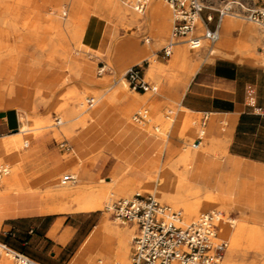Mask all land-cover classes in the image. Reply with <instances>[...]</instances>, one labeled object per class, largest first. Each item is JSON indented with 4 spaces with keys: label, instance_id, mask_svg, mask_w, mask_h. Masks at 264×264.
Wrapping results in <instances>:
<instances>
[{
    "label": "rangeland",
    "instance_id": "obj_1",
    "mask_svg": "<svg viewBox=\"0 0 264 264\" xmlns=\"http://www.w3.org/2000/svg\"><path fill=\"white\" fill-rule=\"evenodd\" d=\"M9 1L12 10L16 11L17 13H12L9 8L4 11L2 15H0V56H10V60H7L6 58H2L0 60V67L3 68H0V74L3 73L2 75H0V85L6 84L7 81H9L10 75H7L8 73L11 74L12 72H15L14 81L18 85V88L20 90V100L28 103L32 99L31 93H33L34 90L39 91L37 95L39 98L46 97V100L41 102L40 107L36 108L34 111H31V116L30 118H28L26 111L22 107L16 105L5 107L4 102L1 101L2 99L0 98V121L3 112L9 108L15 110L18 116L19 113L21 114V119H19L17 128L7 130L4 133H0V136L33 127L34 125L32 124V122L34 123V120L40 119L43 121L46 119V121H43L39 124L42 125V127L38 131L39 133L33 137L31 142L26 147H22L19 151L13 150L4 154L5 164L11 163L17 165L20 161L25 162L26 160L33 159L31 167L26 172L27 178L24 177V174L22 172L20 173L18 186H20L23 190L32 187L30 188V190L35 192V194L37 195L38 204L43 205V207H51V205L52 207H54L61 202L66 203L69 200V198H54V200L52 198L45 199L43 195L45 190L44 179L46 175L45 172L48 168L54 167L56 163L61 164L56 172L55 177L57 178L53 179V185L60 188L62 186L57 185V180L60 181L64 174L70 173L69 169L76 172L77 168L85 166L90 161V159L97 157L100 153H102L108 140L112 138H114L115 140H119L120 137H123L124 133H127L129 130H133V133L143 130L148 135L150 134L153 139L158 137L161 140L160 146L157 148L158 150L152 151V154L148 158V160H150L149 163L151 164L143 166L148 161L147 160L143 165H131L133 169L129 172L128 176L129 178H132L134 180L141 179L143 175H141L140 172L145 168H150L153 165L159 166L161 170L169 169L173 165H180V163H178V159L180 158L182 152L185 151V149L188 147H193V150L195 151L201 149L216 153V150H212L213 147L210 146L209 143H207L210 137H214L217 140L216 141L214 139L215 141L213 142V144H218L219 148L223 146V140H226L224 142L225 144L228 142L227 136L222 138L216 135H211L209 133V128L206 126H202L201 122L203 113L189 111L188 117L191 118V120H194L195 129H184V124L181 122L182 106L180 105V99L177 105L173 107V111L169 112L167 110L169 105L164 103V101L170 99L171 94L163 92L161 83L155 78L149 77L146 73L147 66L149 65V61L146 58L151 54L155 55L161 65L170 63L171 55H166L163 47L167 44L168 40L171 37V31L173 27L172 18L171 24L169 26V34L165 42L159 45L157 43V40L150 39V42L153 45L152 48L147 50L146 53H144L142 56H139L137 55V50L139 51V49L145 47V39L153 34V30L150 28V26L146 24L143 25L135 32L133 36H131L133 41V44L131 46L118 48V42L128 39V37H130L131 35L130 32L132 31L127 30L126 25L121 24L116 19L118 0H83V6L81 8V14L83 17L80 18H75L73 16L75 0ZM126 1L128 2V4L125 5L130 7L133 0ZM207 3L210 6H216L218 5L219 0H208ZM160 4L163 9H167L169 16L172 17L173 13L169 4L165 0H160ZM53 11H56L60 15L54 14ZM66 12L67 16H63V14L65 15ZM208 12H211L213 14V23H215L218 18V12L211 7H207L204 9L203 15ZM95 13L99 16L100 22L92 19V16ZM234 18H237L245 23H252L257 27V29H259L260 34L263 36V39L260 42H256L253 46V49L259 56H262V54L264 56V34L259 28V25L256 22L248 20L244 15L236 16ZM70 21L71 24H69ZM65 22H69L67 26ZM74 22L78 23L77 26ZM79 25H83L81 26V28L87 27L85 30H89V32L93 34L95 38L105 37L109 27L111 25H116V28L118 27V31L112 39L113 45L111 46L110 50H103L101 48H98L97 46L88 49H83L82 47L77 46L76 42L78 40H76L77 37H75V35L74 37L72 36V28L76 26L79 30H81L79 28ZM70 28L71 31L69 33ZM85 30L82 29L81 31L84 32ZM179 44L187 45L192 59L197 58L199 64L205 59V56L203 54L204 52L210 57H214L216 54H220L217 51H214L213 53L209 52V49L214 44L211 46L210 41L207 39L202 40L201 46L197 48H191L188 43L181 42ZM260 50L263 51L260 52ZM103 63L107 65L109 70L104 72L103 74H99L98 69ZM132 64H138L139 66H141L142 70L145 72L146 79L151 81L155 86L158 85V87H155L153 91H147L148 93L145 95L143 103L138 107H135L132 111L131 118H127L124 116L125 124L122 126L124 128L119 132V134L117 133L122 127L120 129L113 130V132H111L110 134V137L104 143H97L95 146L85 147L84 151L81 153V158H75L71 166L68 165L67 162L63 163L60 159V156L64 154H73L75 150L74 147L77 144L75 137L69 136L67 131L66 133H60L59 135H56V131L69 127L71 128V130L76 132L78 128L83 126V124L79 122V119L83 117L85 113L89 112V110L97 106L96 103L94 106H89L86 111H82L84 108H81L78 111L71 112L66 106L67 91L72 89V87L75 85L83 88L84 84L82 83H87V85H90L92 87L91 89L99 92H103L104 90H106V88H109L111 90L112 85L115 86L119 81L122 80V78H125L124 72ZM258 64L264 66V63L260 62ZM87 69L91 70L90 81H86L87 79L85 78V73H89ZM174 69V80L175 82H177L185 71V68L173 66L170 70ZM2 70L3 72H1ZM168 72L169 70L161 72V76H166ZM41 90L46 92L43 93ZM126 91L128 93L134 94L139 90H134L127 83ZM46 93H48L47 96ZM2 94H4V91H2ZM96 96L97 95L95 93H88L86 95V98H96ZM156 97L161 100V104L159 107H161V110L163 112H166L167 116H165L164 118L166 121L168 120L169 123L168 126H164V124L162 123H157L151 129H147L144 128L143 125L141 126V123L134 120L133 117L137 111L144 109L147 106L146 104L152 105L153 101L157 99ZM121 114L123 115V113ZM57 118L61 119L60 123H57ZM28 123L31 124L28 125ZM156 125L161 129H157ZM222 126L228 129V126L225 124V122ZM177 127L181 129V133L178 134V137L174 138V152L169 154L168 150L165 149L164 143L168 138V133H170V130L172 131L173 128ZM202 128L205 130L203 140L198 147H194L192 146V142H194L195 138L200 134ZM159 132L161 133L159 134ZM5 137L8 136H4L1 138ZM64 141L70 144L72 150H68L66 149L65 145H62ZM188 142L189 144H187ZM161 148L164 149L161 150ZM44 151H47L50 159L42 155ZM16 152L20 156V160L16 159ZM226 152L227 151H225V153ZM225 153H218L216 157H202L201 161L203 163L213 165V168H209L211 184L217 182V179L222 172L226 174L227 178L231 177L234 180L241 178L240 194L238 195V197H236V199H231L229 198V196L226 200L223 199V201L226 202L225 204L219 200L221 203L219 206L214 209L204 208L201 210L199 215L205 211L216 210L219 214H224L223 221H225L229 225L232 231H236L238 228V224L236 223L235 225V222H237V220H242L246 215L249 214V212L247 214L243 213L241 209L253 203L256 204L257 202L256 205L258 207V210L256 214L253 209L251 210L249 218L247 217V224L249 226L259 225L258 227L263 229L264 207L263 204L259 203V201H262L261 192L262 188L264 187V177L259 173L251 172L250 170H247V176L241 175L238 173V166L234 167L233 173H230L226 169H222L220 172H218L220 169L218 163L217 161H212L211 158H224ZM109 157L116 159L110 153L106 155L103 154L98 156L96 160H94V162L87 164V166L89 168H100L104 164L105 160H107V158ZM126 164L127 163L124 162L118 174H115L113 172L108 173V170L105 169L100 174H97L95 178H92L94 182L86 181L83 179L82 181L78 180L73 183H65L63 184V186L77 187L81 185L88 188L97 184L106 183L105 181L101 182L100 179L103 177H105L106 180H109L110 178H116L117 175H120L124 172L127 166ZM214 173H217L216 176H214ZM79 176L82 177L81 175ZM34 184L36 186H33ZM188 185H190V183L185 180L184 186ZM34 187L36 189H34ZM215 192L220 194L221 196H226L223 192H217V190H215ZM6 193L10 192H5L3 194ZM133 194L151 195L148 193L143 194L140 191L133 190L129 195H119L114 197L111 202L120 196H130ZM158 200L163 203L170 204L174 208L182 209L183 213L185 211L181 205L175 206L173 203H170L168 201H162L160 199ZM64 212H58L55 214V216L62 215V220L66 219L67 222L81 225L78 239H76L72 244L68 245L62 251L59 246L60 243H63L61 239H58V241H49L45 245H43L44 242H41L43 241V238L42 236H39L37 237V240L31 243V245H23L26 246L27 254H29L33 258L42 257L47 260L54 259L60 264L65 260H71L70 264H89V262L87 263V261H90L93 258L95 262L98 261L100 252L109 250L114 251L116 236H111L110 241L101 244L99 250L96 252L97 254L95 253L94 257L83 252V242L93 229L99 227L104 217L107 216L111 221H116V224L122 228L135 226L131 223H122L119 220L114 219L111 211L107 210L106 204L104 205V208L102 210L96 209L91 211ZM232 218L236 220H233ZM33 220L38 222L39 218H34ZM8 222L9 221H7V223ZM63 223L64 221L58 223V230H60ZM5 230H8V227H4V221L2 219L0 222V242H6L11 247H17L19 246V244H22V240L19 234L12 235L6 233ZM133 235L129 236V252L127 254L129 257V264ZM222 236L225 237L224 235ZM83 237L85 238L81 243L80 248H77V250H75L79 239H83ZM55 238H58L57 233L55 234ZM0 250L2 251L0 253V262L2 263V257L6 254V252L4 249L0 248ZM256 258L257 257L255 256L253 251L246 254H244L243 251H236L232 254V260H230L229 252L226 250L222 264H261V259L259 257L257 259ZM109 261V264H111L113 262V259L110 258Z\"/></svg>",
    "mask_w": 264,
    "mask_h": 264
},
{
    "label": "bare ground",
    "instance_id": "obj_2",
    "mask_svg": "<svg viewBox=\"0 0 264 264\" xmlns=\"http://www.w3.org/2000/svg\"><path fill=\"white\" fill-rule=\"evenodd\" d=\"M125 4H128L126 0H118L116 19L121 24H125L127 30L132 31L130 32L131 35L128 37V39L118 42V48L131 46L133 44L131 36H133L135 32L145 24L150 26V28L153 30V34L146 38V45L144 48H142L141 52H145L152 48L153 45L150 42V39L157 40L159 45L165 42L169 34V26L171 24V18L173 20V16L170 17L167 9H163L160 4V0H148L147 7L143 12H137L131 7V5L129 7ZM7 9L11 10L12 13H17L16 11L12 10L9 0H0V15H2V13ZM53 13L60 15L56 11H53ZM63 16H67V12L65 15L63 14ZM234 17L236 16L233 14H226L222 18L221 22L226 29L227 34L220 36L218 41L210 48L211 52L213 53L214 51H217L220 54H225L227 56L235 57L241 60L254 63H264L263 54L262 56H259L253 49L254 44L256 42H260L263 39L259 29H257V27L252 23H245ZM71 21L68 23L71 24ZM65 23L67 26L68 23ZM77 24L78 23H76V26ZM76 26L72 28V36L74 37L75 35V37H77L76 40L78 41L76 42V45L82 47L83 49L97 46L98 48L109 51L113 45L112 39L118 31V27L116 28V25H111L105 37L93 38V34H91L89 30H85L87 27L81 28L83 25H79L81 30L84 29L86 31L82 32ZM197 27L199 32L202 33L204 27L200 18L198 19ZM70 31L71 28L69 29V33ZM235 32H237L236 35ZM90 40L92 41L91 43L89 42ZM179 43L174 47V50L171 54L170 63L168 64L161 65L153 54L147 56L146 58L149 61L146 71L147 75L151 78H155L161 83L163 92L171 94V98L169 97L170 99L164 101V103L169 105L167 108L169 112H172L173 107H175L179 102L182 89L186 87L191 76L194 74L199 65L197 58L192 59L187 45H181ZM182 43L187 42L182 41ZM262 51L263 50H260V52ZM2 58H6L8 60L10 56H0V60ZM173 66L185 68V71L177 82L174 80L175 69L170 70ZM168 70L169 72L167 75L162 77L161 72ZM1 72H3V70ZM7 75H10L9 81H7L6 84L0 85L1 101L4 102L5 107L14 105L22 107L26 111L27 117L30 118L31 111H34L36 108L40 107L41 102L46 100V97L39 98L37 96L39 91L34 90V92L31 93L32 99L28 103H25L24 101L20 100L19 97L20 90L14 81L15 72H12L11 74L8 73ZM127 83L128 82L126 78H122V80L119 81L115 86H111V90L106 88V90L103 92L91 89L92 87L87 85V83H82L84 84L83 88L75 85L72 87V89L67 91L66 106L71 112L78 111L81 108H84L82 111H86V109L90 106L89 104L87 106L88 98H86V95L88 93H95L97 96L96 98L94 97L95 102L92 106L97 103V106L95 107L96 113H101L102 110L112 107L123 113V116L131 118L132 111L135 107H138L143 103L145 95L148 92L141 93L137 91L134 94L128 93L126 91ZM155 87L157 88L158 85ZM2 91H4V94H2ZM41 91L43 93L46 92L43 90ZM48 93H46V96ZM156 98L157 99L153 101L152 105L146 104L147 106L144 108L147 110L146 117L139 121L141 126L143 125L144 128L151 129L157 123H162L164 126H168L169 121H166L164 118L167 116V114L161 110V107H159L161 100L158 97ZM189 111L190 110L188 108L182 106L181 122L184 124V129L186 128L193 130L195 129L194 120H191V118L188 117ZM93 112L94 111L89 110V112L85 113V115L79 119V122H81L83 126L86 125L92 119ZM43 121H46V119ZM43 121L40 119L34 120V123L32 122L34 125H32L33 127L20 130L16 134H11L8 135V137L0 139V166L6 167L8 171L0 179V194L5 192L24 193L32 188L30 187L23 190L20 186H18V181L21 172L24 174V177L27 178L26 172L31 167L33 159L26 160L25 162L20 161L17 165L11 163L5 164L4 154L13 150L19 151L22 147H26L31 142L33 137L39 133L38 131L42 127V125L39 124ZM29 124L31 123H28V125ZM157 129L161 128L157 127ZM202 130L205 131L203 128L201 131ZM66 131L68 132L69 136L75 133L73 130H71V128L67 127L66 129L57 130L56 135H59L60 133H66ZM160 133L161 132H159V134ZM179 133H181V129L178 127L173 128V130H170V133H168V138L166 139L164 146L165 149L168 150L169 154L174 152V138L178 137ZM214 139L215 138L212 137L211 141L214 142L216 140ZM224 142L225 140L222 141V144H225ZM187 144H189V142ZM192 146L198 147L199 145H194V142H192ZM163 149L164 148H161V150ZM212 150L215 151L214 148ZM194 153L195 150H193V147H188L182 152L180 158L178 159V163H180V165H173L169 169L165 170H161L159 166L153 165L150 168H145L143 171H141L140 174L143 175V177L137 180L129 178L128 174L133 169V167L129 164H126L127 166L124 172L120 175H117L116 178H110L109 180H106L105 177H103L100 179V181H105L106 183L97 184L88 188L81 185L77 187H66L63 186L65 183H63L61 180H57V185L62 187L58 188L54 186L53 179L57 177H53L51 170L58 167V165H55L52 168H48L45 172V190L43 195L45 199L52 198L54 200V198H69V200L66 203L61 202L54 207H52V205L51 207L44 206L42 210L49 212H78L96 209L102 210L104 205L106 204L108 206L114 197L119 195H129L133 190H137L143 194L148 193L154 195L156 198L162 201L173 203L175 206L181 205L185 210L184 218L186 220H192L191 218H197L199 216V213L202 209H214L221 204L219 201V196L214 189L201 186L197 183L189 182L188 178H186L191 168ZM216 153H218L217 150ZM42 155L50 159L47 151H44ZM81 156L82 155L75 149L73 154L71 153L61 155L60 159L63 163L67 162V164L71 166L74 159L81 158ZM15 157L16 159L20 160V156L17 152L15 153ZM149 162L150 160H148L143 166L151 164ZM69 170L70 173L77 175V179L75 181H71L72 183L78 180H83L78 175L79 168H77L76 172L71 169ZM185 180H187L190 185L184 186ZM33 186L36 185L34 184ZM34 189L36 188L34 187ZM213 211L216 212V210ZM247 217V215L244 218L241 217L243 218L242 220H237V222H235V225L236 223L238 224L236 231H232L229 225L225 221H222L221 233L228 240L227 251L229 252L230 260H232V254L236 251H243L244 254L253 251L255 256L261 259V264H264V228L262 229L258 227L259 225L249 226L247 224ZM135 229V226L122 228L116 224V221L113 222L109 217H104L99 227L93 229L86 237L85 241L83 242V252L94 257L101 244L110 241L111 236H116L114 251H102L100 252L98 261L95 262L93 258L90 261H87V263L109 264V259L112 258L113 262L111 264H129V257L127 255L129 252V236L135 234ZM0 248L4 249L1 242ZM4 250L6 254L2 257V263L0 262V264H13V254L6 249ZM1 252L2 251L0 250V253Z\"/></svg>",
    "mask_w": 264,
    "mask_h": 264
},
{
    "label": "crops",
    "instance_id": "obj_3",
    "mask_svg": "<svg viewBox=\"0 0 264 264\" xmlns=\"http://www.w3.org/2000/svg\"><path fill=\"white\" fill-rule=\"evenodd\" d=\"M82 4L83 0H75L73 8L75 18L83 17L81 14ZM92 19L100 22L96 13L93 14ZM217 22L218 20L215 23L212 21L210 25L214 27ZM219 33L220 36L227 34L222 22L219 24ZM236 34L237 32H235ZM141 51L142 48L137 50V55L142 56L146 53V51ZM209 52L212 53L211 49ZM203 54L205 59L198 65L186 87L182 89L180 105L185 106L191 112L203 113L202 126L208 127L211 135L222 138L228 137V142L222 144L223 146L220 148L218 144H213L211 137L207 142L218 153L227 151L224 158H211L212 161H217L220 168L218 172L226 169L233 173L234 167L238 166V173L241 175L247 176V170H250L264 177V66L225 54H216L214 57H210L205 52ZM87 71L89 73H85V78L86 81H90L91 70ZM149 82L153 84L151 81ZM91 111H94L92 119L71 135L75 137L77 144L74 148L80 154L85 147L104 143L113 130L120 129L125 124L124 116L116 108L109 107L102 110L101 113H96L94 107ZM19 119H21L20 113L18 116L12 108L5 110L1 116L0 133L16 129ZM224 122L228 129L222 126ZM132 131L129 130L124 133V136L120 137L119 140L114 138L108 140L104 151L98 155L110 153L116 159L109 157L102 167L89 168L87 164L94 162L98 156L94 157L85 166L79 168L78 175H81V178L86 181L94 182L92 178H95L105 169L108 170V173L118 174L124 162L134 166L143 165L152 154L151 152L160 146L161 140L158 137L153 139L150 134L148 135L143 130L134 133ZM16 133L18 131L1 135L0 138ZM69 150H72V147ZM218 153L196 150L187 178L189 182L217 190V192H223L226 196L217 194L219 200L225 204L223 199L226 200L228 196L231 199H236L240 194L241 178L236 180L231 177L227 178L226 174L222 172L217 182L211 184L209 168H213V165L203 163L201 159L202 157H216ZM56 165L60 167V164L56 163ZM58 167L51 170L53 177L56 176ZM216 174L214 173V176ZM37 199V195L32 190H27L24 193L10 192L0 195V221L3 219L4 227H8L5 232L12 235L19 234L22 244L13 248L26 254V246L23 245H31L39 236L43 238L41 241L44 242L43 245L49 241L61 239L63 243H60L59 246L63 251L78 239L81 225L67 222L66 219L62 220V215L55 216L58 212L43 211V205L38 204ZM261 200L259 203L263 204L264 207V187L261 192ZM256 204L245 206L241 210L246 214L249 212L247 215L249 218L252 209L256 214L258 210ZM34 218H39V221H34ZM7 221L9 222L7 223ZM61 221L64 223L58 230V223ZM56 233L57 239L55 238ZM85 237L79 239L75 250L80 248ZM131 254L132 246L130 260ZM33 259L40 264H60L54 259L47 260L42 257ZM70 262L71 260H65L61 264H70Z\"/></svg>",
    "mask_w": 264,
    "mask_h": 264
},
{
    "label": "built area",
    "instance_id": "obj_4",
    "mask_svg": "<svg viewBox=\"0 0 264 264\" xmlns=\"http://www.w3.org/2000/svg\"><path fill=\"white\" fill-rule=\"evenodd\" d=\"M173 13V28L171 37L163 47L170 56L174 47L186 41L191 48L201 46L202 40L210 41L211 46L220 37L219 24L226 14L244 15L248 20L256 22L264 34V0H219L218 5L207 3L208 0H165ZM148 0H133L132 8L143 12ZM211 7L218 12L217 25L210 23L214 16L211 12L203 15L205 8ZM203 22V32L197 27L198 19ZM109 68L103 63L98 73L103 74ZM124 76L128 84L139 91L154 90L155 86L146 79L141 66H129ZM92 106L94 97L88 98ZM147 110L142 109L134 114V120L141 121L146 117ZM61 119L57 118V123ZM204 131L195 138L194 145L202 142ZM66 149H71L66 141L62 143ZM8 171L0 166V179ZM77 175L66 173L63 183L75 181ZM115 219L122 223L136 226L133 237L130 264H221L228 246V240L221 234V224L224 214L209 210L202 212L196 219L186 220L182 209L159 201L153 195L133 194L120 196L108 206ZM2 247L14 256L15 264H39L25 252L1 242Z\"/></svg>",
    "mask_w": 264,
    "mask_h": 264
}]
</instances>
